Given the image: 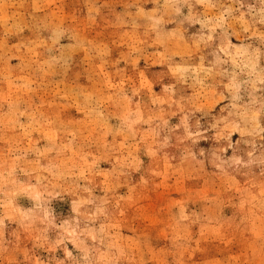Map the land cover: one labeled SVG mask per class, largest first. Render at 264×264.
Instances as JSON below:
<instances>
[{
  "label": "rangeland",
  "instance_id": "1",
  "mask_svg": "<svg viewBox=\"0 0 264 264\" xmlns=\"http://www.w3.org/2000/svg\"><path fill=\"white\" fill-rule=\"evenodd\" d=\"M0 264H264V0H0Z\"/></svg>",
  "mask_w": 264,
  "mask_h": 264
}]
</instances>
